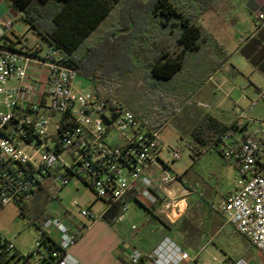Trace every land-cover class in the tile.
Instances as JSON below:
<instances>
[{"label": "built area", "instance_id": "1", "mask_svg": "<svg viewBox=\"0 0 264 264\" xmlns=\"http://www.w3.org/2000/svg\"><path fill=\"white\" fill-rule=\"evenodd\" d=\"M14 20L10 14L0 17V213L11 203L25 205L47 181L62 188L77 177L107 202V211L122 203L115 222L125 219L130 195L147 205H160L165 216L175 211L180 217L186 209L180 207L184 199L167 196L161 200L159 196L171 183L182 180L169 172L161 157L165 148L159 130L138 121L109 95L75 89L78 73L62 49L50 45L44 55L9 49L11 43L5 37ZM259 101L264 102V89L247 111L235 113L236 119L221 139L220 153L236 161L240 178L221 212L264 255V121L248 117ZM246 122L259 127L258 135L231 144ZM172 158L179 160V153L175 151ZM80 214L95 222L105 213L97 216L84 209ZM41 233L48 255L32 262V255L24 256L0 232V264H41L45 260L80 264L72 254L79 235L56 218L48 219ZM143 258L138 250L128 252L131 264H140ZM151 259L157 264H183L191 258L165 238Z\"/></svg>", "mask_w": 264, "mask_h": 264}, {"label": "rangeland", "instance_id": "2", "mask_svg": "<svg viewBox=\"0 0 264 264\" xmlns=\"http://www.w3.org/2000/svg\"><path fill=\"white\" fill-rule=\"evenodd\" d=\"M132 1L127 0L125 5L118 4L83 49H87V46H91L94 42H99L103 35L117 28L119 22L126 21L133 5ZM183 1L188 2V0ZM205 2L217 6L216 9L225 2L215 34L214 30L208 29L220 46L222 44L228 46L229 51L224 50V52L237 73L234 75L230 71V66H225L223 74L228 78L226 86L222 85L218 88L210 77L193 98L181 107L171 122L159 130L162 145L165 148L161 157L168 164L169 172L183 177L185 187L193 191V203L185 209L184 202L185 206L181 208V211L184 209L185 211L181 218L171 221L160 212L159 219L165 221L170 230L168 238L189 253L191 260L183 264H223L227 259L229 264H264V255L253 247L249 240L236 230L233 222H229L230 218L221 212L223 204L237 189L240 180L234 166L220 153L223 144L220 143L217 147L203 146L198 144L191 134L193 126L207 113L233 123L236 119L235 113L247 111L252 102L259 99L258 90L264 89V77L243 57L247 48L242 51V54L235 53L240 42L250 36L255 27L249 9L250 0H202V3ZM196 5L199 6V2ZM143 12H137L136 30L144 27ZM205 15L206 13L200 21L206 26L203 21ZM22 19H18L14 26L17 36L22 38L26 47L33 48L38 43L41 44L43 47L41 55H44L48 50V44L40 32L48 28V21L38 23V29H35ZM8 34L13 37L12 32ZM125 44L127 43L119 39L112 47L114 54L111 58L114 57L113 61L122 58V69L130 66L124 56V51L127 50ZM19 48H22V45H19ZM222 48L224 49L223 46ZM100 50L104 52L106 48ZM84 52L86 54L87 50ZM139 55L143 59L142 50H139ZM109 72H111V66H105L99 74ZM144 77L145 73L139 69L127 72L107 85H100L99 81L94 83L87 76L79 74L74 86L82 93L97 90L109 95L117 102L120 101L127 110L143 107L142 110L148 109L153 112L167 111L169 107L165 103L159 104L150 99ZM13 85L14 82L9 84V86ZM221 101L223 103L217 105ZM248 117L258 122L264 121V102L259 101L248 113ZM252 129L254 131L257 129L254 123ZM190 146L196 147L199 153H194ZM175 151L180 155V159L176 161L172 158ZM46 189L39 197L31 196L24 209L11 203L0 213V232L24 256L32 255V262L38 261L43 255H48L46 244L41 242L42 233L39 228L41 221L52 218L65 223L75 222L74 220L78 219L84 220L80 215L81 210L94 208L98 203L94 210L99 215V207L102 204L90 188L77 177L72 178L62 188L58 183L49 182ZM179 199L182 197L177 198ZM173 213L177 216L175 211ZM118 223L125 224L129 230L131 226H135L137 230L133 233H142L158 226L162 228L159 234L166 232V228L160 224L154 213L138 201L130 203L125 221ZM196 258L198 262L195 261Z\"/></svg>", "mask_w": 264, "mask_h": 264}, {"label": "trees", "instance_id": "3", "mask_svg": "<svg viewBox=\"0 0 264 264\" xmlns=\"http://www.w3.org/2000/svg\"><path fill=\"white\" fill-rule=\"evenodd\" d=\"M6 1L14 11L22 13L23 18L35 29H38V23L48 21V28L40 34L48 39L50 45L66 52L78 75L83 74L94 83L99 81L100 85H107L127 72L143 70L150 99L159 104L165 103L169 108L164 112L142 110L143 107L129 111L153 130H160L170 123L181 107L229 59L215 36L200 21L208 10H216L217 6L202 3V0H133L126 21L119 22L117 28L103 35L99 42L87 46V49H83L86 43L111 16L115 7L120 3L125 5L127 0ZM198 2L199 6L196 5ZM137 12L145 15L144 27L140 30H136ZM119 39L127 43L124 56L130 66L125 69L121 68L122 58L115 61L114 57L111 58L114 54L112 47ZM8 48L15 50L12 44ZM101 48H106V51L101 52ZM84 50H87L86 54ZM139 50L143 52V59ZM244 55L249 57L248 49ZM105 66H111V72L99 74ZM118 103L121 108H125L120 101ZM228 130L229 127L207 113L193 126L191 134L200 145L217 146ZM190 148L194 153H199L196 147ZM49 182L34 197L44 193ZM135 200L153 212V206ZM20 207L24 209L25 205ZM121 208L122 203L115 204L104 214L103 219L110 224L115 223L114 219L121 213ZM47 220L41 221L40 229ZM42 238L44 241L43 234ZM195 261L198 262V259ZM143 263L144 258L140 264ZM41 264L51 263L45 260ZM223 264H229V260Z\"/></svg>", "mask_w": 264, "mask_h": 264}, {"label": "crops", "instance_id": "4", "mask_svg": "<svg viewBox=\"0 0 264 264\" xmlns=\"http://www.w3.org/2000/svg\"><path fill=\"white\" fill-rule=\"evenodd\" d=\"M225 2H223L224 4ZM218 6L216 10H208L206 12L204 23L206 24L207 28L210 30H214V34L216 29L219 27V21L221 20L220 13L224 10V6ZM249 9L253 17V24L255 25L253 32L250 36H248L244 41L240 42V45L236 49L235 53L242 54V51L247 48L249 57L242 55L245 60L251 65V67L258 71L264 77V20H259L260 15H264V0H250ZM6 14H10L14 17V24L12 27V36L9 34L5 37V41L11 43L15 50L17 51H29L41 54L43 49L41 44H37L35 47L31 48L29 46L26 47L22 41V38L17 36L15 30V24L17 23L18 19L23 18L22 13H17L14 11L9 3L6 0H0V17H4ZM24 19V18H23ZM22 19V20H23ZM25 20V19H24ZM26 21V20H25ZM27 22V21H26ZM28 23V22H27ZM29 24V23H28ZM30 25V24H29ZM220 41L221 38H218ZM44 40L48 44V49L50 48V43L47 38L44 37ZM19 45H22V48H19ZM224 47L225 52H228V46L222 44ZM225 66H230V71L235 75L237 73L236 68L230 62H227L221 70L214 73L211 76V80L214 82L215 85H218V88L226 86L228 78L223 74ZM227 68V67H226ZM239 71V70H238ZM240 72V71H239ZM231 73V74H232ZM260 88L258 91H260ZM223 102H219L217 105L222 104ZM221 121L226 127H230L232 123H228L224 120L218 119ZM252 122H246L243 128L233 136L231 144H238L241 140L248 136H257L259 127L257 125V129L255 131L252 129ZM219 145V144H218ZM217 145V146H218ZM216 146V147H217ZM231 165L237 171V163L234 159L228 160ZM185 181H175L171 183L165 193H159L160 199L163 200L167 196L171 197H182L184 199L181 202V208L185 206L186 209L190 203H193L192 192L188 188L185 187ZM237 190V189H236ZM232 192L228 198L236 192ZM99 199V198H97ZM101 200L102 204L99 207V212L97 215L96 211L94 210L99 204H95L94 208H89V210L96 214L97 216L102 215L103 213H107L108 204L105 200ZM137 201L135 198H131V202ZM130 202V203H131ZM185 202V203H184ZM161 206H156L153 209V213L155 217L159 220L160 224L166 228V232L159 234L161 231V227H153L150 230H146L145 232L140 233H133L137 229H133L135 226H131L130 230L125 226L123 223L115 222L110 224L108 221L104 220L103 218L95 221L90 222L89 220L83 218L84 220L78 219L74 220L75 222H63L60 220L64 225L68 227V229L76 234L79 235V241L77 245L72 249L73 256L78 260L80 264H126L125 261H128V252L130 249H135L140 251L144 256V263L143 264H157L153 259H151V254L153 251L161 244V242L168 238L170 235V230L166 225L165 221H161L159 218ZM184 214V213H183ZM183 214L181 216H183ZM81 215V214H80ZM180 217L174 216V213H169L168 216H165L168 220H177ZM126 218V217H125ZM125 221V219L123 220ZM120 221V222H123ZM174 223V222H172ZM120 257H123L122 260ZM191 260V259H190ZM189 260V261H190ZM188 261V262H189ZM187 263V262H186Z\"/></svg>", "mask_w": 264, "mask_h": 264}, {"label": "bare ground", "instance_id": "5", "mask_svg": "<svg viewBox=\"0 0 264 264\" xmlns=\"http://www.w3.org/2000/svg\"><path fill=\"white\" fill-rule=\"evenodd\" d=\"M180 207H181V205H180Z\"/></svg>", "mask_w": 264, "mask_h": 264}]
</instances>
